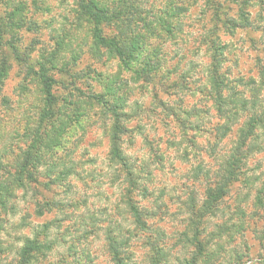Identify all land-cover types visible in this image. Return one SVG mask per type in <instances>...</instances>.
<instances>
[{"label":"rangeland","instance_id":"rangeland-1","mask_svg":"<svg viewBox=\"0 0 264 264\" xmlns=\"http://www.w3.org/2000/svg\"><path fill=\"white\" fill-rule=\"evenodd\" d=\"M8 1L10 11L24 4L25 22L32 23L31 30L12 34L14 43L28 57L25 59L30 64L42 63L41 55H46L55 61L53 75L59 82L56 93L67 103L65 106L61 101L63 110H69V104L81 98L79 91L87 96H106L117 106H124L126 117L120 120V126L125 134H121L119 148L129 165L141 173V187L133 195L150 216L145 218L146 230L139 231L124 207L123 212L117 211L125 186L118 172L121 167L114 166L110 159L115 121L97 105H83L82 98V121L67 126L57 153L63 161L40 165L39 183L19 186L20 163L16 159L19 156L21 161L20 155L34 141L43 96L26 68L12 60L0 92V199L6 202L7 209H0V263L18 261L26 241L34 239L49 223H54L49 240L56 245L36 264H74L68 252L71 245L78 248L80 264H115L105 242L106 229L114 225L120 235L134 231L125 238L129 241L128 264H150L152 245L166 251L168 264L190 260L195 248L185 237L193 236L188 231L185 209L188 199L194 197L199 204L203 203L208 187L206 176L213 177L220 169L236 140L234 134L220 144L215 142L212 130L219 120L213 111L212 116H202L200 132L189 131L183 143L181 124L173 115L179 109L190 111L210 105L206 94L211 86L205 80L213 59L202 41L214 30L209 18L211 10L206 11L203 0H199L178 15L177 27L173 20L176 5L194 2L93 0L103 9L128 13L125 18L136 12L146 18L150 29L146 30L145 43L160 48L154 58L160 62V68L153 80L143 81L123 69L108 50L92 43V26L80 15L76 0ZM240 1H249L244 9L250 13L248 20L254 22V27L238 29L232 36L226 30L219 34L221 45L226 46L222 73L232 81L238 80L237 90L248 95L254 83L259 85V99L264 103V75L260 74L264 71V0ZM220 2L230 6L228 17H237L240 5L231 6V0ZM250 5L253 10H248ZM165 18L177 28L168 30L163 26ZM151 27L156 29L155 36H150ZM114 33L107 31L108 35ZM194 135L196 139L190 142ZM56 142V133L50 130L45 145L40 147L41 154L46 156L49 145ZM214 145L217 148L213 156L210 148ZM261 147L264 149V137ZM54 173L59 177L51 180ZM239 179L221 205V213L202 225L205 233L201 240H211L208 251L213 256L210 260L205 256L200 264H264V211L262 216L255 214L254 207L264 183V150L249 157ZM49 181L53 183L50 192L42 187ZM47 201L59 206L48 210L43 207ZM59 209L69 218L63 219ZM57 216L62 219L60 222Z\"/></svg>","mask_w":264,"mask_h":264},{"label":"trees","instance_id":"trees-1","mask_svg":"<svg viewBox=\"0 0 264 264\" xmlns=\"http://www.w3.org/2000/svg\"><path fill=\"white\" fill-rule=\"evenodd\" d=\"M189 1L194 3L192 5L190 3H186V5L184 3H178L176 5L175 10L177 13L173 20L176 22L177 27L179 26L178 15L181 12H187L199 0ZM231 1V6H241L239 14L235 18L226 15V12L231 9L225 2L221 3L220 0H203L206 11L211 10L209 18H211L210 22L214 26V30L208 33L205 40L202 41V44H204L207 52L211 54L213 59L208 69L209 76L205 80V84L211 86V89L206 94L210 102L209 107L190 111H181L179 109L173 113L177 117L179 124H181L183 143L186 142L189 131L195 129L197 132H200L199 122L203 120L202 116H212L213 111L215 112V117L219 120V123L212 130L215 142L220 144L230 136L236 134V140L232 142L222 166L213 174L214 179L209 174L206 176L208 187L203 203L199 204L194 197L188 199L189 203L185 209L189 216L188 231H192L193 236L188 238V234H185V237L186 240L188 239L189 244L195 248V253L190 260H185L183 264H200L203 259L205 260V256H209V260L213 256L208 251L211 240L208 243H204L201 240L202 235L205 233L202 225L208 219L214 218L221 213L222 210H220V207L224 203L233 184L240 180L241 170L243 171L245 168L246 161L249 157L254 154H259L264 150L261 147V141L264 137V103L259 99V94L261 93L258 87L259 85L257 86L256 83L251 81V83H254V88L249 91L248 95L243 90H237L235 85L240 83L238 80L232 81L225 73H222L225 62V59L222 58H224L223 55L225 54L224 50L226 46L221 45L222 42L219 34L226 30V34L232 36L238 29L248 30L254 27V22L250 23L248 20L250 13H245L244 9L246 3L249 1ZM9 3L10 1L8 0H0V92L8 76V70H10L12 60H14L20 65H23L27 70L28 77L39 84L43 96L42 108L37 114V128L33 132L35 136L34 141L26 151H23V155H20L22 156L21 161L19 160V156L16 159V162L20 163V171L17 174V177H20L18 180L19 186L23 187L24 183L38 184L37 170H39L40 165L47 166L48 163L51 165V161L60 164L59 162L63 161V158L59 157L60 155L57 153L62 148V138L68 131L67 126H71L72 122H76L75 125H79L82 121H80L83 116L80 115L82 98L84 100L83 105L92 107L97 105L103 111L105 110V113L110 114L115 121L114 146L110 159L114 166L121 167V171L118 172L121 175V184L125 186V191L120 196V206H118L117 211L123 212L122 209L124 207V211L132 219L135 228L139 231L146 230L147 223L145 218L150 216V212L146 209H141L139 202L135 199L136 196L133 195L141 187V179L139 177L141 173L137 172L132 164L129 165L127 158H125L119 148L121 136L125 134V131L120 126V120L126 117L123 112L124 106H117L115 102L112 103L106 96H87L77 89L81 93V98H78L72 104L68 103L70 105L69 110H63L61 107L62 100L56 93V87L59 82L53 75L55 61L48 59L46 55H41V58H43L42 63L39 61L36 64H30L25 59L28 57L14 43L12 34L19 30H31L32 23L25 22L26 19L23 15L24 4L20 3L17 8L11 9L10 11V7H8ZM76 3L80 15L92 26L91 38L94 45L98 48L108 50L119 60L123 69L133 74L135 78L143 79V81H151L154 79V73L160 68V62L154 58L160 52V48L145 43L147 38L146 30L148 31L150 27L146 18L143 17V14L136 12L135 15L125 18L128 13L116 11L117 9L113 11H110L111 9L108 8L103 9L98 7L93 0H76ZM5 7L8 8L2 11V8ZM253 8L254 6H251L248 10H253ZM163 26L169 27L168 30L171 27L172 30L177 28L166 18ZM110 30L115 31V33L108 35L107 31ZM155 30V27H153L150 36H155ZM157 36L159 37V35ZM260 74L263 76L264 71L260 72ZM118 97L120 98V96ZM62 102L66 106L67 103L65 101ZM236 129L237 132L235 133ZM50 130L56 133L58 142L52 146L49 145L45 156L41 154L40 147L45 145L47 134ZM196 136L191 137L190 142L194 141ZM216 148L217 145L210 148L212 155L215 154ZM55 149L58 150L55 152ZM51 157L53 160H51ZM50 177L51 180H54L59 175L52 174ZM247 184H250V182ZM262 184L254 203L256 209L255 214H261V216V211H264V183ZM52 185L53 183L49 181L45 185H42V187L44 186L50 192ZM1 188L2 186L0 185V197L2 196ZM49 201L43 206L48 210H53L59 206V204ZM1 208L7 210L6 202L3 199H0ZM60 211L63 213H59ZM59 212L58 214H62L63 219L69 218V215L64 213L63 209H59ZM39 214L43 215V211ZM262 218L264 217L262 216ZM56 220L60 222L62 219L57 216ZM51 225H54V223L46 224L42 228V231L36 234L34 239L27 240L19 254L18 261L11 264H36L40 259L46 258L47 252H51L56 245V242L49 240ZM242 228L240 226L239 231ZM106 230L105 242L107 243L111 258L115 264H128L126 261V251L129 246V241L125 238H127V234H134V231L127 234L122 232L120 235L115 225L108 227ZM219 232H222V230ZM221 246L219 245V247ZM77 249L76 245H71L68 250L69 258H74V264H80ZM152 249L153 257L150 260V264H168L169 256L166 251L155 245H152ZM84 256L86 257L87 255L84 253Z\"/></svg>","mask_w":264,"mask_h":264}]
</instances>
